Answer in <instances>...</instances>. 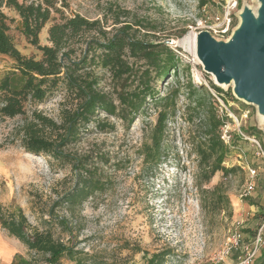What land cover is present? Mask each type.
I'll return each instance as SVG.
<instances>
[{"label":"rangeland","instance_id":"374dc122","mask_svg":"<svg viewBox=\"0 0 264 264\" xmlns=\"http://www.w3.org/2000/svg\"><path fill=\"white\" fill-rule=\"evenodd\" d=\"M224 1L209 0L199 8L197 0H66L68 6L62 7L65 13L79 14L89 21L100 20L110 35L125 23L132 26L137 38L147 40L151 39L145 34L149 25L161 35L172 34L180 27L186 29L185 36L167 42L178 51L188 69L180 67L177 76L152 82L156 97L166 96L177 80L181 85L166 123L161 162L150 168L140 153L156 123L161 102L149 100L128 127L120 117L101 113L96 117L103 120L100 127L94 126L95 121L81 126L77 141L65 150L88 163L86 177L98 189L65 202L68 194L79 189V171L26 153L12 135L22 117L5 119L0 122V205L22 209L29 224L50 231L55 239L72 246L79 264H142L163 250L170 252L164 264H252L264 258V220L259 215L264 213V158L256 155V148L249 141L236 138L234 122L236 119L241 129L256 128L259 133L249 137H255L264 152V112L235 92L233 79L217 84L213 75L204 71L194 45L195 36L204 33L218 44L230 42L231 36L222 38L214 24ZM260 4V0H239L237 12L247 7L257 23ZM0 11L8 19V34L15 47L23 55L38 59L41 54L20 33L22 23L17 13L3 3ZM238 24L235 21L233 28ZM49 25L38 35L41 45H48ZM11 65V60L0 56V77ZM189 79L194 86L204 88L195 96L190 95L192 100H201L205 106L210 103L219 118L228 117L226 124L234 130L235 144L230 145L224 165L236 167V172L226 177L217 173L208 184L199 181L193 145L202 134L200 120L204 110L188 107ZM101 81L104 90L110 92L113 83L108 76L104 75ZM209 81L231 96L219 98ZM62 95L61 91L55 92L37 109L58 121ZM248 168L258 173L255 191L241 198ZM217 184H221V194L225 196L222 204L211 192ZM52 217L62 220L63 226ZM0 245L5 249L0 247V264H10L5 260L8 250L32 264H44L42 255L29 251L1 227ZM60 264L74 262L62 260Z\"/></svg>","mask_w":264,"mask_h":264},{"label":"trees","instance_id":"16d2710c","mask_svg":"<svg viewBox=\"0 0 264 264\" xmlns=\"http://www.w3.org/2000/svg\"><path fill=\"white\" fill-rule=\"evenodd\" d=\"M2 3L17 13L22 23L21 35L41 55L36 59L34 55L28 57L19 52L8 34V19L0 11V56L12 61L8 72L0 77V122L21 116L22 122L12 135L26 153L43 156L60 167L70 165L79 171V189L68 194L65 202L75 201L98 189L96 183L86 177L89 174L85 167L88 163L65 150L77 141L81 126L95 121L94 126L100 127L103 120L96 117L101 113L120 117L128 127L143 112L149 100L161 102L163 106L156 123L140 152L144 163L150 168L157 167L161 162L166 123L174 111L181 85L177 80V85L166 96L156 97L152 82L177 76L180 67L188 69L178 51L167 42L185 36L186 29L180 27L172 34L161 35L156 27L149 25L145 34L151 39L147 40L137 38L131 31L132 26L125 23L110 35L100 20L89 21L79 14L65 13L62 7L68 6L66 0H0V5ZM207 3L209 0H197L199 8ZM47 23H50L47 28L48 45H41L38 35ZM104 75L113 83L110 92H106L102 85ZM209 84L219 98L231 96L211 81ZM186 86L188 107L193 105L194 109L204 110L200 120L202 134L193 145L198 157L199 181L208 184L217 173L226 177L236 172V167L224 165L230 150L220 140V129L228 117L219 118L210 103L205 106L201 100H192L190 95L193 97L203 91L202 86H194L190 79ZM57 91L62 92L63 100L59 120L55 121L36 106ZM205 94L212 98L208 91ZM241 130L247 136L259 133L256 128ZM221 191V184L215 185L211 191L217 195L218 204H222L225 197ZM246 202L252 206L255 204L249 199ZM259 213L264 220V213ZM53 219L63 226L62 220ZM0 227L29 251L42 255L44 264H60L62 260L79 264L72 246L55 239L50 231L39 230L29 224L22 209L0 205ZM169 253L167 250L154 253L142 264H164ZM10 264L32 262L14 255ZM252 264H264V258L260 257Z\"/></svg>","mask_w":264,"mask_h":264},{"label":"water","instance_id":"95a60500","mask_svg":"<svg viewBox=\"0 0 264 264\" xmlns=\"http://www.w3.org/2000/svg\"><path fill=\"white\" fill-rule=\"evenodd\" d=\"M257 23L249 12L228 44L216 43L208 33L198 38V58L218 83L233 79L235 92L264 112V0Z\"/></svg>","mask_w":264,"mask_h":264},{"label":"built area","instance_id":"2783aa9c","mask_svg":"<svg viewBox=\"0 0 264 264\" xmlns=\"http://www.w3.org/2000/svg\"><path fill=\"white\" fill-rule=\"evenodd\" d=\"M239 5V0H225L224 5L221 7V13L219 17L214 19V24H216V31L220 34L222 38H229L232 36L234 32L235 21H239V12H237V8ZM210 28V27H208ZM236 124V137H240L243 140H247L251 143L253 147L256 148V155L264 158V152L261 149L260 142L255 139V137H249L245 135L239 124H237V120L235 119ZM229 125L224 124L220 129V140L224 142V144L228 147L233 143V133ZM248 181L243 186L240 193L241 198L249 197L255 191V177L258 175L255 169L248 168Z\"/></svg>","mask_w":264,"mask_h":264},{"label":"bare ground","instance_id":"6f19581e","mask_svg":"<svg viewBox=\"0 0 264 264\" xmlns=\"http://www.w3.org/2000/svg\"><path fill=\"white\" fill-rule=\"evenodd\" d=\"M261 6H262V4H260V8H261ZM250 13L251 14V10H249L247 7H244V8H242L240 11H239V24L235 27V30H234V32H233V34H232V36L230 37L231 39L233 38V37H235V35L240 31L239 29H240V27H241V25L244 23V21H245V19L247 18L246 17V13ZM258 15H257V19L259 20V19H261L262 18V14H259V13H257ZM251 15H253V14H251ZM198 36L196 35L195 36V41H194V45H196L197 46V44H198ZM213 78L215 79V81H216V83L217 84H219V85H221V84H224V83H218V80H217V78H215L214 77V75H213ZM262 118H264V113H262Z\"/></svg>","mask_w":264,"mask_h":264},{"label":"crops","instance_id":"0c3cea01","mask_svg":"<svg viewBox=\"0 0 264 264\" xmlns=\"http://www.w3.org/2000/svg\"><path fill=\"white\" fill-rule=\"evenodd\" d=\"M0 247H1L2 250H5L4 249V245H0ZM2 252H4V251H2ZM5 256H6V259H5L6 262L7 263H11V261H12V259L14 257L13 256V252L8 250V251H6Z\"/></svg>","mask_w":264,"mask_h":264}]
</instances>
